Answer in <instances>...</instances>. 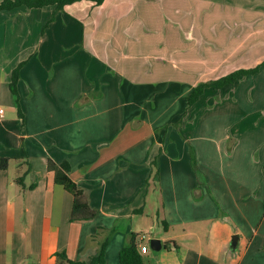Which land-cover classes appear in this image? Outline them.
<instances>
[{
	"label": "crops",
	"instance_id": "obj_1",
	"mask_svg": "<svg viewBox=\"0 0 264 264\" xmlns=\"http://www.w3.org/2000/svg\"><path fill=\"white\" fill-rule=\"evenodd\" d=\"M53 12H0V264H58L60 252L87 262L106 240L104 264H120L144 233V264H264V65L168 124L145 105L264 62V0L82 2L45 28ZM24 61L20 116L9 83ZM50 159L70 165L94 219L70 220L73 196Z\"/></svg>",
	"mask_w": 264,
	"mask_h": 264
},
{
	"label": "trees",
	"instance_id": "obj_2",
	"mask_svg": "<svg viewBox=\"0 0 264 264\" xmlns=\"http://www.w3.org/2000/svg\"><path fill=\"white\" fill-rule=\"evenodd\" d=\"M82 2H91L96 6H100L105 2V0H0V12L13 11L20 7H26L28 9H42L45 7H54L52 18L48 21L45 26V28H47L50 24L55 21L57 14L59 12H64L67 6ZM25 63V61L21 62L13 70L9 83L10 91L15 97L17 111L20 116H22V112L20 108V99L18 94V83L21 77V69L25 65ZM263 65L264 62L254 68L237 69L218 79L200 82L197 86L194 87L193 92L188 97L187 108H190L194 104H196L201 98V96L204 94L206 89L211 88L215 90H221L225 86L233 85L243 78L258 74ZM181 121L182 120H179L175 123V125L179 127L182 123ZM9 162L10 159L8 158H0V170L6 171L8 169ZM25 163L26 170L16 178V182L22 186H24L25 179L32 170L30 163L28 161H26ZM190 163L192 169L197 175L198 183L201 184V182H203L202 174L198 170L196 154L192 147L190 148ZM153 166L156 168L153 172L156 177L151 180V175L150 179L146 180V187L151 185L152 183L155 186V180L159 172L158 156L154 159ZM70 169L71 167L67 162H64L62 164H56L51 159L48 161V171L54 173L55 182L61 184L65 188V190L73 196V207L70 220L72 222H75L94 219L97 216L98 211L90 206V204L86 200L84 191L70 179ZM34 187L35 185L29 186L28 189H33ZM139 237L140 236L137 234L130 235L128 244L119 253L120 264H144L142 252L139 249L137 241ZM108 242L109 240L104 241L100 245L97 255L93 256L87 262L69 260L65 252H60L57 254L58 264H104L106 260V249L108 246Z\"/></svg>",
	"mask_w": 264,
	"mask_h": 264
},
{
	"label": "rangeland",
	"instance_id": "obj_3",
	"mask_svg": "<svg viewBox=\"0 0 264 264\" xmlns=\"http://www.w3.org/2000/svg\"><path fill=\"white\" fill-rule=\"evenodd\" d=\"M164 97L165 98H161L160 100H155L154 102L151 101L150 103H146L145 105H146V108H149V106H151L152 108H153V106L158 107L159 112L156 113L155 119L156 118L160 119L161 123L166 121L165 124H168L171 120L172 115L175 113V111H178L179 109H181V107H183L185 105V103L187 102L188 98L187 99L182 98L183 100H181V102H180V101H178L179 97H178V100H174V96H172V95H167ZM151 168H152V170L156 169L153 166V162L151 163ZM155 177H156L155 174L152 173L151 180H153V178H155ZM153 186L154 185L152 184L150 187H153ZM150 210H151V208H148V211H150ZM148 214H149V212H147V214L145 215L146 218H147V216H151V214H149V215ZM150 218H151V221H149V222H151V223H149L147 221L148 224H152L154 222L156 226H159L158 224H156V222L158 221L156 216H151ZM160 226H161L160 229L154 233L155 235H157L158 231L163 232L162 225H160ZM156 229H158V228H156ZM163 233H165V232H163Z\"/></svg>",
	"mask_w": 264,
	"mask_h": 264
},
{
	"label": "water",
	"instance_id": "obj_4",
	"mask_svg": "<svg viewBox=\"0 0 264 264\" xmlns=\"http://www.w3.org/2000/svg\"><path fill=\"white\" fill-rule=\"evenodd\" d=\"M238 239H239V237L237 235L233 236V238H232L231 249L233 251H235L236 248H237ZM150 243H151V249L153 251H159V250H161L162 243H161L160 240H158V239H152Z\"/></svg>",
	"mask_w": 264,
	"mask_h": 264
},
{
	"label": "built area",
	"instance_id": "obj_5",
	"mask_svg": "<svg viewBox=\"0 0 264 264\" xmlns=\"http://www.w3.org/2000/svg\"><path fill=\"white\" fill-rule=\"evenodd\" d=\"M0 114H3V110L0 111ZM145 235H146V233L141 234V235H139L140 236L139 238L143 239L145 237ZM140 250H141L142 253H146L147 252V247L146 246H141Z\"/></svg>",
	"mask_w": 264,
	"mask_h": 264
}]
</instances>
